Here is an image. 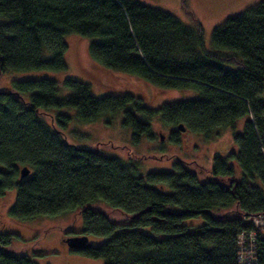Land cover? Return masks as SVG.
<instances>
[{"label":"trees","instance_id":"obj_1","mask_svg":"<svg viewBox=\"0 0 264 264\" xmlns=\"http://www.w3.org/2000/svg\"><path fill=\"white\" fill-rule=\"evenodd\" d=\"M71 34L99 38L90 54L110 71L159 89L193 90L197 98L150 109L128 94L97 98L73 79L64 81L63 95L48 75L12 81L0 90V198L16 189L10 216L23 221L77 210L80 235L105 241L71 251L104 264H242L238 234L255 231L246 242L248 264H264V230L245 218L264 214V0L212 32L214 50L240 57L235 70L216 61L223 55L205 50L200 24L186 25L138 0H0V76L65 71ZM122 111L136 141L152 137L154 117L204 137L246 117L229 155L240 175L229 157L215 156L209 170L179 160L172 171L143 177L136 159L144 155L128 149L122 159L103 154L111 142L79 147L67 139L73 119L89 123ZM170 141L179 143L177 133ZM24 166L30 174L20 179ZM98 202L126 222L109 220L93 206ZM194 220L202 223L190 230ZM9 243L1 235L0 264H36L7 250Z\"/></svg>","mask_w":264,"mask_h":264},{"label":"rangeland","instance_id":"obj_2","mask_svg":"<svg viewBox=\"0 0 264 264\" xmlns=\"http://www.w3.org/2000/svg\"><path fill=\"white\" fill-rule=\"evenodd\" d=\"M177 17L184 24L193 26L195 22L203 29L204 48L223 55L216 59L227 68L237 69L240 57L227 50H214L211 37L215 27L225 22L231 16L257 5L261 0H138ZM100 41L96 37H82L71 34L65 37L67 52L65 53L66 70L58 73L45 74L39 71L7 72L0 76V90H8L14 80H28L48 75L54 79L60 91L66 94L64 81L73 79L89 85L91 94L97 98L105 96H120L128 94L140 100L150 109H158L164 104L197 98V93L189 89H159L143 81L141 78L117 70H109L95 62L90 54V45ZM228 60H227V58ZM223 58H226L223 60ZM62 112L73 116L72 111ZM56 113L51 111L50 114ZM49 114V113H48ZM46 117V116H45ZM123 111L114 115H105L93 122L79 123L72 120L65 131L67 139L79 147H91L98 142H111L113 147L102 150L103 154L127 159V151L144 159L138 161L140 176L145 177L150 172H169L174 170L175 162L185 163L196 161L209 170L215 156L228 158V163L235 166L237 175L240 170L236 161L229 155L237 150L234 135L243 131L246 117L239 118L234 128L216 129L209 137L191 131L180 132L177 126H168L159 117L151 120V138L144 136L141 140L134 139V129L124 124ZM177 133L179 143L170 141L172 133ZM160 135L164 139L160 140ZM116 146V147H115ZM123 147V148H121ZM136 157V158H137ZM168 191V188H165ZM16 189L7 191L0 198V238L9 236L7 250L27 256L36 264H104L102 259H93L71 251L64 240L80 235L83 231V220L79 212H69L56 216H40L29 220H19L10 216L9 212L16 200ZM97 210L103 211L114 223H125L127 218L114 210L105 202L93 204ZM196 229L201 220H194ZM192 224V223H191ZM193 225V224H192ZM150 232L149 228H143ZM92 245L105 241L104 237L88 236Z\"/></svg>","mask_w":264,"mask_h":264},{"label":"built area","instance_id":"obj_3","mask_svg":"<svg viewBox=\"0 0 264 264\" xmlns=\"http://www.w3.org/2000/svg\"><path fill=\"white\" fill-rule=\"evenodd\" d=\"M245 218L246 220L253 223L257 228L264 230V214L250 215ZM255 234H256L255 231L249 232L248 234L247 233L238 234L239 235L238 243H239L240 250H241L238 256H239V261L242 264H248L249 260H251L252 253H249V252L246 253V242L253 241Z\"/></svg>","mask_w":264,"mask_h":264},{"label":"water","instance_id":"obj_4","mask_svg":"<svg viewBox=\"0 0 264 264\" xmlns=\"http://www.w3.org/2000/svg\"><path fill=\"white\" fill-rule=\"evenodd\" d=\"M177 129L182 132L186 130V127L184 124H179L177 125ZM164 137L163 135H160V140H163ZM1 170V168H0ZM30 174V169L27 166H24L20 169V179L25 178L29 176ZM89 241V238L87 235H76V236H71L68 237L64 240L65 243H67V246L72 249V250H84L88 249L89 247L92 246V244Z\"/></svg>","mask_w":264,"mask_h":264},{"label":"flooded vegetation","instance_id":"obj_5","mask_svg":"<svg viewBox=\"0 0 264 264\" xmlns=\"http://www.w3.org/2000/svg\"><path fill=\"white\" fill-rule=\"evenodd\" d=\"M171 137V136H170Z\"/></svg>","mask_w":264,"mask_h":264}]
</instances>
